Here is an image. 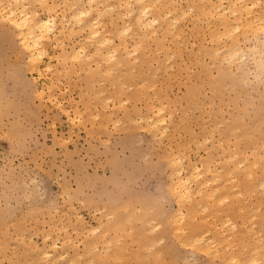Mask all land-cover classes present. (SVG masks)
I'll return each instance as SVG.
<instances>
[{
	"label": "rangeland",
	"instance_id": "obj_1",
	"mask_svg": "<svg viewBox=\"0 0 264 264\" xmlns=\"http://www.w3.org/2000/svg\"><path fill=\"white\" fill-rule=\"evenodd\" d=\"M33 1L19 0L39 17L65 15L74 24L77 0ZM247 1L264 16V0ZM159 4L160 13L186 11L165 33L163 21L145 30L133 22L122 35L129 18L103 12L100 27L113 40L106 48L119 49L117 61L93 52L89 62L64 60L48 42L33 69L18 32L0 21V264H52L44 250L63 255L56 264H248L256 254L264 264V33H239L231 63L232 40L200 0ZM79 32V40L87 35ZM121 39L136 54H125ZM149 117H164L165 133L149 127ZM195 166L203 173L193 189L205 180L207 190L219 189L218 201L201 202L207 211L173 190L176 170L185 177ZM179 209L188 213L184 222ZM214 218L237 229L224 228L233 250L209 256L189 244L221 230Z\"/></svg>",
	"mask_w": 264,
	"mask_h": 264
},
{
	"label": "bare ground",
	"instance_id": "obj_2",
	"mask_svg": "<svg viewBox=\"0 0 264 264\" xmlns=\"http://www.w3.org/2000/svg\"><path fill=\"white\" fill-rule=\"evenodd\" d=\"M2 1L3 0H0V21L4 22L5 24L10 25L11 27H13L18 32V34H19L18 36L20 37L19 42L21 43L22 48L28 53V57H29L28 59L30 60L31 67L33 69L34 68L38 69L39 61L44 56L48 55V48H47L48 42H51L54 45L53 47L58 48L62 51L63 55L61 57L64 60L89 62L92 59L93 55L100 54L103 56L104 59H107L109 61H115V60L117 61L119 59L118 58L119 49L116 47L115 48L114 47L113 48L112 47L106 48V46L107 45L109 46V43L111 44V42H113V40H112V38L107 36L109 34H107V35L103 34L102 31H104V30H102V28L100 27L102 25L101 17H102V14L104 11H110V12L116 11L118 14L117 17L121 20L124 18H129V22L127 23V26H121L122 31L119 30V33L122 35H126V34L128 35V34H130V32L132 33L133 27H132L131 23H133V22L137 25L138 28H144V30H145L147 28L153 29L155 26L160 25L161 21H163V22H165V28L163 29V32H164L165 30L167 31L166 28L170 29V26L172 25L171 19H172V21H174V25H175V23H178V20L180 17L178 15V14H180V13H178V11H179L178 9H174L173 11H171V9H170V11H164V13H160L157 10V4L164 3V0H137L136 2L139 3V6L136 8H134L131 0H118L119 5L117 7L115 5H112V4H107V3L105 4V2H109V0H83V2H81V3H80L81 0H77L71 6L72 8L74 7L73 8L74 13H72V16H69L74 20V24H71L70 20L67 21V23L65 24L64 23V22H66V20H65L66 17L64 18L65 15L63 16L62 19H60V21H58L57 17H55L54 15H51V14H48L46 17L37 16L38 14L34 10H31V8L29 6L30 4H32V2L28 3V4H26V3L22 4L21 2H19V0H12L14 2L13 4L9 3L10 5L5 6L3 4L4 2H2ZM37 1H42V2L46 1L47 2L48 0H34L33 2H37ZM133 1H135V0H133ZM200 1H201V6L199 8L202 9V12H204L205 14H207L209 16L216 17L221 23L220 25L222 26V30H221L223 32L222 34L229 37L230 40H232L231 48H229V50L227 51V59L231 63H234L236 61V56L238 54L237 51L235 52L234 50H236V44L238 41L237 36L239 35V33L247 34V33L251 32V33H253V35L255 34V37L257 36L256 34L259 32L264 33V16H256L254 14L252 8L254 7L255 3H251V5H253V6H251L247 0H234V1L233 0H200ZM257 1H258V3H261V0H257ZM26 2H27V0H26ZM46 2L45 3L43 2L44 4L42 6H44L46 4ZM62 2L67 3V4L70 3L69 0H63ZM165 2L170 4V6H174L173 0H165ZM227 2H228V4H230L229 6L226 5L229 8L225 7V3H227ZM236 3H238V5ZM51 4L54 5L53 2ZM52 5H51V7H52ZM40 6H41V4H40ZM257 7H259V5H257ZM47 8L49 9V5ZM193 8H194V5H193V7H190L189 10L192 9L191 11H193ZM70 10H72V9H70ZM92 12H96L97 17L90 19L89 17H90ZM155 12H158V15H155ZM194 12H196V11L194 10ZM202 12H200V13H202ZM189 13H190V11H189ZM185 16H186V11L181 9V17L185 18ZM202 16H203V14H202ZM196 17H197V15H196ZM231 18H233V21L231 20ZM59 26H60V28H59ZM66 28H67V31H65ZM173 30H174V28H173ZM79 31H87V35L83 39H80V40H79L80 37L78 36V34L80 33ZM213 31L214 30H212V32ZM155 34H156V31L154 32V35ZM120 36L121 35H119V37ZM219 36L221 37L222 35L218 34L216 36V38ZM117 37H118V33H117ZM149 38H150V36H149ZM177 38H178V36H177ZM174 39H175V37H174ZM217 39H219V38H217ZM144 40H146V39L144 38ZM75 41H76V43H75ZM139 42H140V40H139ZM91 45L94 46L93 50L90 49ZM120 45H122L124 47L123 49L125 51V54H127L128 56L129 55L131 56V54L133 56V53L136 54V52H135L136 50H134V51L132 50V52L128 50L125 40L122 41V39H121ZM135 46H138V44ZM135 46H133V47H135ZM92 52L94 53L93 55H92ZM50 58L51 57H49V59ZM57 58L58 57L56 56V59ZM241 58H243V57H241ZM58 60H62V59L58 58ZM136 60H137V58H136ZM118 63L120 65V62H118ZM105 72H107V71H105ZM105 72H104V74H105ZM110 72H111V70H110ZM109 74H111V73H109ZM161 107H162V105H161ZM161 112L162 111H160V113ZM162 118H164V117H162ZM162 118L158 117L156 119H153V118L149 117L150 123H148V126L151 127L152 129L154 128L156 130L158 129L161 131L163 129H166L164 127L163 128L160 127V125H163L165 123V119H162ZM162 132H164V131H162ZM182 160L183 159H179V160L177 159L176 161H174V160L173 161L176 162V164L179 163L181 165L180 162ZM173 165L175 166V164H173ZM183 169L184 168L182 167V168L176 170V172L178 174V178H177V181L175 182V187L173 188V190L175 189V192L179 198V200L178 199L177 200L187 202L191 206V208L194 210L199 208L202 211H207V208L205 206H203L201 204V202L208 201L210 199L212 201L217 200L216 199L217 195L215 194V192L218 190L217 192L219 193V189H217L215 191L214 188H210L211 187L210 186V187H208V188H210V190H207V185L210 184L212 182V180H205V181L200 182V183L198 182L196 184V186H197L196 189L195 188L193 189V186H192L193 180L196 177H201V175L203 173L202 168L196 167V166H195V168L193 167V169H192L193 171H190L189 174H187L186 176L184 175L185 177L181 176V172ZM177 174L175 176H177ZM250 178H252V177H250ZM255 181H256V178H255ZM255 181H253V182H255ZM260 186H262L264 188V180L260 183ZM232 187H233V185H232ZM262 187H260V188H262ZM237 188H235V189H237ZM197 198H199V201H200L198 203H197V201H198ZM218 199L220 200L221 198L219 197ZM226 199H227V197H226ZM221 200H223V198ZM212 203H214V202H212ZM235 203H237V202H235ZM220 204H218V205H220ZM241 210H242V208H241ZM257 212H258V210H257ZM187 215H188V213H185L182 209H179V211L177 213V216L180 218V222H184L185 220H187V218H188ZM211 217H213V216H211ZM211 217H209V218H211ZM176 218H174V219H176ZM177 219L175 221H179ZM205 220H207V219H205ZM205 220H203V221H205ZM207 222L209 223V221H207ZM213 226L217 227V228L218 227L221 228V230H219V231L215 230V232L213 233V238H210V237L207 238L204 234L193 235L191 237V243L190 244L188 242H186V243L189 244V247L191 246V248L192 247L198 248L199 250L205 252L207 255H209L213 250L217 253H223V254L229 252L230 250H233V249H231L232 245L230 242L233 237H232V235H228L224 228L227 229V227H228L231 230H236L237 229L236 223L232 222L230 219L225 221V222L219 223V220L214 218ZM252 226H254V225L252 224ZM178 229H180L182 231L183 228H178ZM248 229L252 231L255 228L250 227ZM253 232L254 231H252V233ZM207 233H208V231H207ZM174 234H175V232H174ZM240 234H242V233H240ZM259 234H261V233H259ZM220 236L221 237L223 236V239ZM253 236L255 237L256 235H253ZM253 236H252V239L254 238ZM257 240H259V239L257 238ZM188 244H187V246H188ZM249 245H251V244H249ZM55 248H56V244H53V246H51V249L54 250ZM254 251H256V250H254ZM41 255L43 257H45L46 259L50 260L51 261L50 263H52V264H56L58 260H64L65 259L62 254L56 257V256H54L53 252L49 251V250H44L41 253ZM239 255L241 256V254H239ZM256 255L258 257L259 254H256ZM226 257L227 256L224 255L222 258H226ZM229 257L232 260L237 259L236 256H229ZM257 257H251L248 264H260V260H259L260 257L259 258H257ZM247 258H249V257H247ZM56 259H58V260H56ZM262 259H264V256ZM227 261H229V260H227ZM36 262H37V260H36ZM236 263H239V262L237 261ZM45 264H46V262H45ZM69 264H70V262H69Z\"/></svg>",
	"mask_w": 264,
	"mask_h": 264
}]
</instances>
